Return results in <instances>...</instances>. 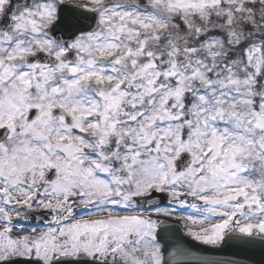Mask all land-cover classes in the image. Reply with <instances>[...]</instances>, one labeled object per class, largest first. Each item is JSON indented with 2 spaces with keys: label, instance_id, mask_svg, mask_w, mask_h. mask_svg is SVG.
I'll list each match as a JSON object with an SVG mask.
<instances>
[{
  "label": "snow or ice",
  "instance_id": "obj_1",
  "mask_svg": "<svg viewBox=\"0 0 264 264\" xmlns=\"http://www.w3.org/2000/svg\"><path fill=\"white\" fill-rule=\"evenodd\" d=\"M0 264H264V0H0Z\"/></svg>",
  "mask_w": 264,
  "mask_h": 264
},
{
  "label": "water",
  "instance_id": "obj_2",
  "mask_svg": "<svg viewBox=\"0 0 264 264\" xmlns=\"http://www.w3.org/2000/svg\"><path fill=\"white\" fill-rule=\"evenodd\" d=\"M178 227V226H177ZM179 228V227H178ZM255 259L257 260V261H259L260 260V256H259V254H257L256 256H255Z\"/></svg>",
  "mask_w": 264,
  "mask_h": 264
}]
</instances>
